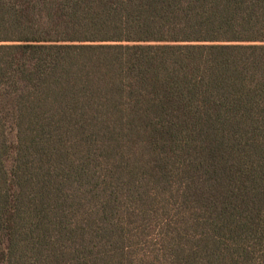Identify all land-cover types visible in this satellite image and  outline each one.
Masks as SVG:
<instances>
[{
	"label": "trees",
	"instance_id": "1",
	"mask_svg": "<svg viewBox=\"0 0 264 264\" xmlns=\"http://www.w3.org/2000/svg\"><path fill=\"white\" fill-rule=\"evenodd\" d=\"M0 264H264V0H0Z\"/></svg>",
	"mask_w": 264,
	"mask_h": 264
}]
</instances>
